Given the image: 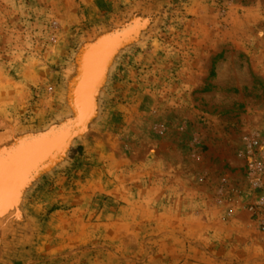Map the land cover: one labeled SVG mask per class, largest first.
I'll use <instances>...</instances> for the list:
<instances>
[{"label":"rangeland","instance_id":"obj_1","mask_svg":"<svg viewBox=\"0 0 264 264\" xmlns=\"http://www.w3.org/2000/svg\"><path fill=\"white\" fill-rule=\"evenodd\" d=\"M66 130L2 191L0 264H264V0H0V172Z\"/></svg>","mask_w":264,"mask_h":264},{"label":"water","instance_id":"obj_2","mask_svg":"<svg viewBox=\"0 0 264 264\" xmlns=\"http://www.w3.org/2000/svg\"><path fill=\"white\" fill-rule=\"evenodd\" d=\"M115 42L110 39H103L96 46L89 48L82 56L83 68L73 92V105L78 115L77 124L82 122L88 113L91 93L100 79L104 63L115 46ZM68 131H62L52 137H43L36 140L33 145L22 151L7 168L0 172V200L1 193L8 182L15 175L28 171V169L50 155L52 150L65 139Z\"/></svg>","mask_w":264,"mask_h":264},{"label":"built area","instance_id":"obj_3","mask_svg":"<svg viewBox=\"0 0 264 264\" xmlns=\"http://www.w3.org/2000/svg\"><path fill=\"white\" fill-rule=\"evenodd\" d=\"M262 136V135H261ZM250 153L249 162V185L253 191H264V143H260L259 139L253 138L249 143ZM253 207H250V211Z\"/></svg>","mask_w":264,"mask_h":264},{"label":"bare ground","instance_id":"obj_4","mask_svg":"<svg viewBox=\"0 0 264 264\" xmlns=\"http://www.w3.org/2000/svg\"><path fill=\"white\" fill-rule=\"evenodd\" d=\"M97 87V86H96ZM14 174H17V173H14ZM2 194V193H1ZM2 197H3V194L1 195ZM2 197H1V199H2Z\"/></svg>","mask_w":264,"mask_h":264}]
</instances>
